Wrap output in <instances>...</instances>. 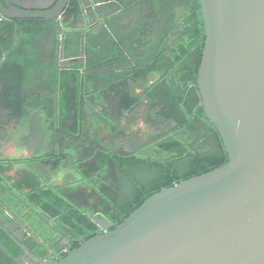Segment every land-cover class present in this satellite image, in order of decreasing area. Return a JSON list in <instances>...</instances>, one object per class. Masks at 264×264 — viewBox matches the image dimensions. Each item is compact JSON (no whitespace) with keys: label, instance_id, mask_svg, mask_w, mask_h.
<instances>
[{"label":"trees","instance_id":"trees-1","mask_svg":"<svg viewBox=\"0 0 264 264\" xmlns=\"http://www.w3.org/2000/svg\"><path fill=\"white\" fill-rule=\"evenodd\" d=\"M70 5L72 21L61 28L68 65L58 66L53 20L0 22V214L25 224L34 255L50 249L55 260L98 234L93 215L115 227L152 194L228 161L196 84L205 42L199 0ZM138 121L145 128L131 129ZM22 126L31 155L3 156ZM62 168L71 180L55 185L48 176ZM22 250L0 224V264H14Z\"/></svg>","mask_w":264,"mask_h":264},{"label":"water","instance_id":"water-1","mask_svg":"<svg viewBox=\"0 0 264 264\" xmlns=\"http://www.w3.org/2000/svg\"><path fill=\"white\" fill-rule=\"evenodd\" d=\"M199 3L205 42L196 84L204 115L220 133L228 161L152 194L115 227L93 215L98 234L63 258L55 260L54 250L48 249L22 261L23 249L17 262L264 264V0ZM19 10L25 13L5 16L54 20L58 66L69 64L62 52L61 9ZM0 224L18 242L31 235L14 216L0 214ZM54 239L69 245L61 233Z\"/></svg>","mask_w":264,"mask_h":264},{"label":"flooded vegetation","instance_id":"flooded-vegetation-1","mask_svg":"<svg viewBox=\"0 0 264 264\" xmlns=\"http://www.w3.org/2000/svg\"><path fill=\"white\" fill-rule=\"evenodd\" d=\"M73 0H67L65 1V3L62 0H0V22H5L4 24H8V22L13 23L16 21H22L23 19H35V18H22V17H17V18H12V17H7L5 15H16L19 13H25L23 11H20L19 9L22 8V6H27L29 8H48V9H52L54 7H59L61 9L60 11V15L58 16L59 18V22L62 23V20H64L63 18H67V20H69V23L72 21V19L70 17H66L65 13L66 10L69 9L71 7L70 3ZM81 2V5L84 9L87 8L88 6V2L90 0H78ZM7 7L8 9H5L4 7ZM12 7V8H11ZM10 8V9H9ZM18 9V10H17ZM33 12V10H30V13ZM37 19V18H36ZM39 19H45V18H39ZM45 20H52V19H45ZM54 21V20H53ZM93 25V23H88V24H73L70 30H79V29H88L89 27H91ZM19 28H16V30H18ZM59 56V55H58ZM60 61V59H59ZM54 238V236H53ZM22 245H26V248L23 247L24 252L20 255V259L22 261H26V255H32L33 257H39L44 255L40 254V255H34L33 251V244L30 240L27 239H23L22 241ZM59 244H61L60 242H58ZM69 248V247H68ZM56 256V255H55ZM17 259V258H16ZM14 264H20L19 262L15 261Z\"/></svg>","mask_w":264,"mask_h":264},{"label":"rangeland","instance_id":"rangeland-1","mask_svg":"<svg viewBox=\"0 0 264 264\" xmlns=\"http://www.w3.org/2000/svg\"><path fill=\"white\" fill-rule=\"evenodd\" d=\"M13 127H14V122L10 124V128H13ZM139 128H142V129L145 128V125L141 123L140 121H138L137 124L131 125V129L133 130H136ZM22 132L23 134L27 133V126H22L18 130V132L16 131V133L12 136V139H10L8 143L3 144V149L1 151L3 156L25 157V156L31 155L32 151H30L27 148L24 138L23 137L21 138ZM37 139H38V135L35 137V142L37 141ZM15 141H16V144H15ZM28 142H29L28 146L34 149V141L29 140ZM69 172L70 171L68 168H62V170H60L56 174H50L48 178L51 179L53 181V184L55 185H58V184L63 185L65 184L66 181L69 182L71 180V179L65 178V175H68Z\"/></svg>","mask_w":264,"mask_h":264},{"label":"crops","instance_id":"crops-1","mask_svg":"<svg viewBox=\"0 0 264 264\" xmlns=\"http://www.w3.org/2000/svg\"><path fill=\"white\" fill-rule=\"evenodd\" d=\"M82 59V58H81ZM71 61H72V59H71ZM71 63V62H70ZM69 63V64H70ZM68 65V64H67ZM62 66V65H61ZM1 113H3L2 111H1ZM1 119L2 120H6L7 118H6V115H5V113H3V114H1ZM14 128V127H13ZM10 140H6L4 143H8ZM11 141H13V140H11ZM3 143V144H4ZM3 144H2V147H1V151H2V149H3ZM15 144H16V141H15ZM20 148V147H19ZM2 154V153H1ZM13 157V156H12ZM16 168H18V166H16ZM11 173H13V172H11Z\"/></svg>","mask_w":264,"mask_h":264},{"label":"built area","instance_id":"built-area-1","mask_svg":"<svg viewBox=\"0 0 264 264\" xmlns=\"http://www.w3.org/2000/svg\"><path fill=\"white\" fill-rule=\"evenodd\" d=\"M63 251L65 252V251H67V249H63Z\"/></svg>","mask_w":264,"mask_h":264}]
</instances>
